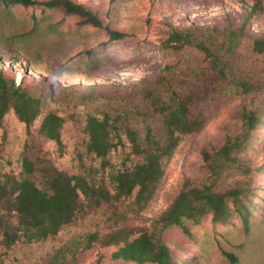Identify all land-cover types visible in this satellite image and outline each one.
I'll use <instances>...</instances> for the list:
<instances>
[{
    "label": "rangeland",
    "instance_id": "1",
    "mask_svg": "<svg viewBox=\"0 0 264 264\" xmlns=\"http://www.w3.org/2000/svg\"><path fill=\"white\" fill-rule=\"evenodd\" d=\"M74 1L95 13L101 26L86 23L62 7L0 4V69L42 100V111L30 126L13 111L0 123V168L25 175L21 158L28 157L36 168L26 176L43 188L46 166L75 172L79 168V151L84 148L83 126L88 113H115L122 100H128V95L135 94L167 63L204 64L203 55L193 47H163L172 28L199 32L245 21L247 28L241 43L227 57L228 79L233 74L253 81L248 97L253 96V107L262 120L241 151L250 169L245 176L250 212H233L222 222L208 216L199 223L173 226L164 230L163 240L177 264H264V53H256L250 46L252 37H264V0ZM31 29V34L24 35ZM109 29L123 35L112 39ZM216 77L213 84L218 82L217 74ZM228 87L207 97L201 108L206 111L203 127L181 136L150 201L129 216L126 224L136 230L144 228L167 207L185 179L204 177L203 148L219 145L239 127L243 96ZM51 110L65 118L60 143L39 131L43 116ZM134 120L143 133L141 117L135 116ZM153 125L160 130L159 120H154ZM114 154V160L119 161ZM91 157L84 155L89 163ZM246 173L242 169L230 171L219 183L229 185ZM106 206L43 241L15 248L0 245L1 264H39L74 231L96 227L98 223L100 227L108 226L113 221L102 214ZM116 249L117 245L95 244L79 251L70 264H153L114 259ZM223 251L235 253L238 259L232 262Z\"/></svg>",
    "mask_w": 264,
    "mask_h": 264
},
{
    "label": "trees",
    "instance_id": "2",
    "mask_svg": "<svg viewBox=\"0 0 264 264\" xmlns=\"http://www.w3.org/2000/svg\"><path fill=\"white\" fill-rule=\"evenodd\" d=\"M0 4L62 7L67 13L82 17L86 23L102 24L95 13L74 0H0ZM246 28L245 21L237 26H214L199 32L172 28L163 47L172 50L193 47L203 55L204 64L167 63L145 85H140L135 94L128 95L129 101L122 100L115 113L111 110L88 113L83 126L84 148L79 151V168L75 172L46 166L43 188L26 176L36 168L28 157L21 158L25 175L0 168V245L15 248L43 241L107 205L102 214L112 223L106 227L98 223L96 227L74 231L39 264H70L79 251L95 244L117 245L112 253L114 259L177 264L163 240L165 229L187 222L199 223L208 216L214 222H222L233 212L248 214L249 191L245 176L250 169L241 151L262 120L253 107V96L248 97L253 81L233 74L228 79L227 57L240 45ZM31 32L33 29L24 35ZM109 32L112 39L123 35L118 30L109 29ZM250 46L256 53H264V37H252ZM216 74L219 79L213 84ZM227 86L243 96L239 127L219 145L203 148L204 177L185 179L167 207L144 228L136 230L126 224L129 216L150 201L181 136L203 127L206 111L201 108L207 97ZM10 111L30 126L42 111V100L0 69V123ZM135 116L141 117L143 133ZM154 120L160 121V130L155 129ZM64 122L63 115L51 110L43 116L39 131L60 143ZM114 153L119 161L114 160ZM84 155L92 156L90 163ZM239 169L246 173L243 178L220 185L225 173ZM223 252L232 262L238 259L235 253Z\"/></svg>",
    "mask_w": 264,
    "mask_h": 264
}]
</instances>
